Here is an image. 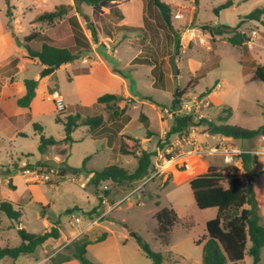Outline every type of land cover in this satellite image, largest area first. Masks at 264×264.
<instances>
[{
  "label": "rangeland",
  "instance_id": "obj_1",
  "mask_svg": "<svg viewBox=\"0 0 264 264\" xmlns=\"http://www.w3.org/2000/svg\"><path fill=\"white\" fill-rule=\"evenodd\" d=\"M72 1L10 0L11 5L15 7L13 18L10 19L6 15L8 7L6 1L0 0V106L6 112L5 117H0V201H10L16 209L22 210V216L18 222H12L0 212V247H15L21 244L22 238L18 234V227L25 228L28 232L41 233L56 224L61 229L62 239L53 244L55 246L61 244L62 249L65 243L72 242L66 249L68 254H72L73 242L83 237L97 238L101 235V228L104 225L114 231L115 238H111L109 242L112 247L110 249L117 250L115 244L118 243L120 252L133 254L135 251H140L139 264H152L151 259L146 255L145 247L147 246L154 252L178 259L177 261L164 260L163 264H202L203 246L195 244L194 240L206 234L207 230L199 225L191 228L190 223L197 212H205L203 215L206 218L210 215L216 216L217 209L198 210L195 207L189 183L162 187L161 181L157 178L158 175L140 188L146 187L144 195L139 194L140 190L130 194V187L112 181H104L96 186L92 182L93 176L89 171L110 165L122 166L133 171L138 162L133 156H125L112 150L107 145L106 139L97 138L95 131H89L87 127H79L74 132L75 142L65 146V155L61 154L60 149L64 147L61 145L49 147L45 154L39 152L41 131L36 129L35 124L43 126L46 137L52 136L57 140L65 137L64 126L55 120L59 112L53 103L43 99L30 107H23L18 103V99L24 97L27 92L24 80L34 79L37 74L42 75L47 67L30 59L24 60V56L16 52L22 47L18 45L15 37L24 44L25 36L32 32H42L47 28L48 33L61 34V37L54 38L57 43L66 46L74 45L75 42L70 37L71 30L76 36L78 31L71 28L68 21L54 25L34 21L38 14L52 11L62 4H71ZM162 1L172 5L171 26L166 24L161 11L152 0H145L149 28L142 31L129 27L126 31H121L117 40L108 41L111 47L117 49L116 52L115 49L108 51V44L98 38V42L94 43L97 45L98 56L91 54V57H85V54L81 57L82 59L73 62L69 67L56 69L44 77L40 76L39 79L53 77L51 89L62 94L67 104L79 102V96L86 92H90L96 99L106 93L116 94L118 100L115 108H126V114L130 117V122L123 132L137 136L143 143L141 145L149 151L162 150L160 145L164 143L163 139L166 138L175 115L171 119L162 117L161 114L166 107L174 109L172 100L177 88L186 90V93L181 96V105L184 101L195 98L200 100L199 110L188 113L198 117L194 118L195 123L200 118H206L216 124L236 125L248 129L261 127L264 124V83L255 75V69L257 64H264V19L262 21L245 20L243 17L256 8L264 7V0H234L236 2L234 7L220 10L218 15L214 12L215 8L226 0ZM80 7L79 22L83 29L91 34L86 27L85 15L89 16L90 22L92 21L90 17H95L99 11L104 10L84 2L80 4ZM175 13H182L183 17L176 19ZM70 14H73V7L67 17ZM222 24L231 26L232 31L212 37L205 28L206 25L218 27ZM12 25L13 29L10 27ZM9 28L13 43L11 46H8L5 41V33ZM253 31L257 34H253ZM235 33L244 35V45H234L230 42L229 38ZM76 42L79 47L73 49L82 50L81 47H85L80 39ZM137 46L143 51L140 57H145L146 60L151 59L156 64L157 77L160 72L164 77L163 79L158 77L159 87L156 90L145 88L153 97L143 98L154 105H145L143 108L140 104H136L137 99L125 95L122 82L111 77L102 66L94 65V61L104 60L122 68V71L117 69L116 72L125 77L131 91L135 90L136 85L144 83L147 86L149 81L145 76H150L147 66L124 67L125 62L137 52ZM183 49L184 52H182ZM177 50L176 58H180L179 74L173 76L170 58ZM12 54L18 55L24 69L16 70V63L13 62L7 66L9 62L6 58ZM82 60L86 64H82ZM81 66L90 67L93 70L89 75L76 74L77 77H74V69ZM10 76L13 77L12 81ZM80 76L81 78L78 79ZM217 84L219 87L214 89L215 93L212 97L201 102L208 88ZM91 106L87 113L74 110L72 106L67 107L62 117L65 119L67 115L76 113L85 116L108 115L109 111L104 104L95 103ZM225 107L231 109V114L227 120L220 121L219 116L226 117L228 114L223 112ZM141 112L148 117L145 123L139 121ZM179 112L187 114L183 108ZM163 126L165 129L162 130ZM148 130L154 133L153 136L149 135L152 138L149 142L146 140ZM261 137L239 141L244 146L243 149L252 150V154L258 155V162L264 159V150H262L264 140ZM114 140L111 138L112 143ZM239 148L242 147L239 145ZM47 161L58 163L53 172L51 166L48 167ZM256 166L255 170L251 168V174L261 171V164ZM39 167L42 168L40 172L50 174L49 180L35 181L30 174L25 173L26 170L38 171ZM72 169H78V172ZM64 171L65 175H63ZM192 172L193 169H190L187 173L192 174ZM241 173L242 179L247 184L244 172ZM229 177V175L226 176V185ZM82 182L86 183L85 187H81ZM101 195L108 197L110 205L123 198L124 200L117 204L100 223L88 228L89 216L95 214L90 213L101 202ZM167 206L174 208L179 219L171 231V243L168 246L157 238L155 232L157 221L154 217L157 211ZM102 209L106 207L101 202L97 212ZM258 211L260 214L259 207ZM208 213L211 214L207 215ZM76 217L81 218L80 224L75 222ZM261 223L264 225V217ZM81 230L82 232L78 235ZM125 232L128 233L126 239L120 236ZM138 236L145 242L143 247L137 240ZM50 243L44 247L52 250ZM103 249L100 244L93 245L90 255H97ZM41 251L42 248L39 249V253ZM27 256H20L17 263L23 264ZM5 261L8 264L16 260L5 258L2 264ZM238 264H252V257L247 254L244 261ZM260 264H264V248Z\"/></svg>",
  "mask_w": 264,
  "mask_h": 264
},
{
  "label": "trees",
  "instance_id": "obj_2",
  "mask_svg": "<svg viewBox=\"0 0 264 264\" xmlns=\"http://www.w3.org/2000/svg\"><path fill=\"white\" fill-rule=\"evenodd\" d=\"M5 1L8 6L6 15L11 19L13 18V10L15 7L11 5L10 0ZM73 1L76 12L80 14V4L82 2L100 7L102 3L118 0ZM152 2L161 11L166 24L171 26V7L162 0H152ZM233 5L234 0H226L215 8L214 12L218 15L220 10L228 9ZM72 7L73 6L70 4L56 6L52 11H45L38 14L34 21L47 23L48 25L57 24L67 18ZM263 17L264 7H259L243 18L245 20L262 21ZM67 20L71 27L75 31H78L76 32L78 36L85 38L83 29L76 15L68 17ZM10 27L12 28V26ZM87 28L91 32L92 40L98 42L97 31L94 24L88 22ZM205 28L212 37L229 33L233 29L231 26L225 24L219 25L218 27L206 25ZM229 40L234 45L245 44L243 34L235 33ZM23 47L28 53V58L38 60L47 68L50 67L55 70L59 69L64 64L80 59L84 52L88 51H74L69 47L53 45L42 32H32L25 36ZM177 47L179 48V45ZM174 55L178 56V50ZM133 61L135 63L151 62L139 57H136ZM255 75L264 83V64L256 65ZM24 84L26 85L27 92L24 97L18 99V103L23 107H29L36 95L37 81L35 79H25ZM212 90L213 89H209L207 93L204 94H209ZM184 93H186V90L176 89L172 100L174 109L181 105V96ZM117 100L118 96L110 93L97 97V103L104 104L109 111L106 116L99 114L96 116L82 117L79 114H70L64 119L62 115L65 113L59 112L55 120L63 124L65 137L61 140H57L52 136L46 137L44 134H41L40 144L38 146L39 152L45 154L49 147L53 148L61 145L64 146L60 149L61 154L65 155L66 151L64 148L70 143L75 142L72 134L79 127H87L92 132L100 129L98 132L100 135L107 134V136H111L109 134L113 132V135L118 136L117 151L122 155L135 157L138 162L137 167L133 171H129L122 166L110 165L95 170L92 182L96 186H99L104 181H112L128 188L130 187L131 189L134 188L139 182L148 178L154 170L153 159L157 155V151H149L146 147H142L141 140L133 135L125 133L119 135L121 129L128 123L129 116L126 114V108H115ZM223 112L228 114L226 117L219 116L220 121L227 120L231 114V109L225 107ZM146 119L147 117L144 114H141L139 117V120L144 123L147 122ZM109 121H113V128L106 126V122ZM192 126L203 127V130L210 135L219 134L227 138L231 137L234 140H251L259 136H264V124L257 129H248L236 125L216 124L214 121L206 118H200L198 122L195 123L194 115L178 112L170 130L167 132L166 138L163 139L164 143H162L160 147L165 149L168 144V146H170L172 136L177 135L179 138L188 137ZM35 127L42 132V127L39 124H35ZM146 134L147 139L150 138L148 135H154L151 130H148ZM172 156V154H169L168 158ZM257 163L258 155L245 151L235 155L234 162L231 164L223 168L211 165L205 173L199 174L189 181L195 200V207L198 210L217 209L216 217L206 223V236L196 241L197 245L203 246L202 264H238L244 261L247 254L252 257V264H260L262 250L264 248V225L261 223L262 217L258 211L255 192L249 193L247 184L242 177L239 176L241 170H243L245 177L247 174H251L252 166ZM239 164L242 165L241 168ZM72 170L78 172V169ZM263 172L264 170L254 175L259 176ZM63 175H65V171ZM226 175L231 176L228 185L225 184ZM100 205L101 202L90 214H96ZM0 212L6 215L12 222H18L22 216V210L16 209L10 201L6 200L0 201ZM154 217L157 221V228L155 230L157 238L161 243L168 246L170 244L171 231L179 220L178 215L173 207H164L157 211ZM17 231L22 238L21 244L15 247H0V260L6 257L18 259L22 255L33 254L38 247L44 245L48 241L60 238V230L56 224H53L41 233L28 232L25 228L21 227H18ZM106 235L107 233H103L94 240L89 237H83L73 242L74 250L72 254H56L52 258V261L58 263L75 258L79 260L81 264H93L87 257V246L93 242L104 240ZM137 240L141 247L145 245L141 237L138 236ZM146 255L151 259L152 264H163L164 260L176 261L170 256L167 257L162 253L152 251L148 246L146 247Z\"/></svg>",
  "mask_w": 264,
  "mask_h": 264
},
{
  "label": "crops",
  "instance_id": "obj_3",
  "mask_svg": "<svg viewBox=\"0 0 264 264\" xmlns=\"http://www.w3.org/2000/svg\"><path fill=\"white\" fill-rule=\"evenodd\" d=\"M235 4H236V2H234V5ZM70 5L73 6V14H70L68 17L76 15V17L78 19L79 14L76 12L74 1H72ZM169 5H170V7H171V9L173 11L172 5L171 4H169ZM234 5L232 7H234ZM97 8H99V10H104V11L103 12L99 11L98 15H95V17H93V16L90 17L91 20H92L90 22L94 23V26H95L96 31H97V39L99 38L100 41H104L105 43L108 44V46H109L108 51L110 49H115V52L117 51L116 48L111 47V45H110V43L108 41L117 40L118 39V34L121 31H126V28H129V27L137 29V30L144 31L149 26V23H148V20H147L148 19V14L146 13L145 0H118V1H113V2L102 3L100 5V7H97ZM85 16L87 17L86 18V20H87L86 27H87V23L89 22V16L88 15H85ZM67 18L62 20V21H60V22L68 21ZM15 19H14V21H15ZM263 19H264V17H263ZM78 21H79V19H78ZM80 25H81V23H80ZM14 27L17 29L16 26H14ZM81 27L83 29L82 25H81ZM12 29H13V25H12ZM72 31L73 30H71L70 37H71V39L73 38V41L75 42V44L72 45V46H66V45L57 43L54 38L56 36L57 37H61V34L58 33V32H54V33L51 34V33H48V29L45 28L42 31V34L46 38H48V41L51 44L56 45V46H60V47H69L71 49H73L74 47L75 48L79 47V45L77 44L76 41L78 39H80L85 44V47H83V48L81 47V49L82 50L84 49L85 51L88 50V52H84V54H83V55L86 54L85 57H91V54H93L95 56H98V52L96 50V46L97 45L94 44V43H97V42H94L92 40V36H91V34H88L87 30L83 29V34H84L85 38H83L81 36H76V34L72 33ZM14 35H15V33H14ZM10 36H11V32H10V28H9V30H7V32L5 33V41H6L8 46H11L13 44L12 43V39H11ZM21 47H22L21 50L20 51H16V52L20 53L22 56H24L23 57L24 60L25 59H30V58H28L27 51H24L25 48L23 47V45ZM103 48H105V47L103 46ZM137 48H138L137 52H135L134 55L125 62L124 67L139 68L140 66H147L149 74H150V76L149 75L145 76V77H147V79L149 81L147 86L144 85V83L141 84L142 86L141 85H136L135 90L131 91L129 89V87H128V82L125 79V77L116 72L117 69L122 71L123 70L122 68H120L118 66L116 67L113 63L110 64V63H108V62H106L104 60H100L98 62L94 61V63H95L94 65L95 66H102L103 70H105L111 77H113V78L119 80L120 82H122V84L124 86L125 95L127 97H131V98L137 99L136 100V104L137 103L140 104V107L143 108L145 105H154L152 102L151 103L147 102L143 98V97H153L152 94H150V92L145 90V88L156 90L157 87H159L158 77L161 78L162 77V73L160 72L158 74V77H157V66H156L155 63H153L151 61V59H149V61H151L149 63H144V62L135 63L133 60L136 57L146 59L145 57H140V55L143 53V51H142V49L139 46H137ZM73 50L77 51V49H73ZM80 59H82V58H80ZM30 60H32V59H30ZM179 60H180V58H179ZM179 60H177V65L180 62ZM6 61L9 62L7 64V66L9 64H11L12 62L16 63V66H15L16 70H20V68L24 69V67H22V65L20 63L21 62L20 58L16 54H12L10 57L6 58ZM33 61L34 62H39L38 60H33ZM117 61L120 62L119 59H117ZM72 63L73 62L68 63V64H64V65H62L60 67V69L61 68H67ZM82 64H86V63H84V61L82 60ZM87 64H88V62H87ZM43 67H45V66L43 65ZM91 70H93V69L90 68V67L88 68L86 66H84V67L81 66V67L75 68L74 69V77H77L76 74H78V75H89ZM178 70H179V68H178ZM40 76H42V75L37 74L35 76V78H34L37 81L36 95H35L34 99L32 100L30 106H32L33 104H36L41 99L51 102L50 100H48V97L54 91H57V90H52L51 87H50L52 85L51 82L53 80L52 79L53 77H48L46 79H43V78L39 79ZM79 78H81V76L78 77V79ZM163 78L164 77H162V79ZM10 79L12 81L13 77L10 76ZM71 79H72V77H71ZM218 87H219V84H217L215 86H212V87H209L208 89H213L212 92H210L209 94H206L203 97V99L201 100V102H203V100H208V98H211L212 95L215 93L214 89H217ZM63 98H64V96H63ZM79 99H80L79 102H74L72 104H67L66 101H65V98H64V101H65L67 107L70 108L72 106V107H74V110L76 109V110L85 111V113L88 112V109L90 108V106L92 104L94 105L95 103H97V99L95 98V96L91 95L90 92H86V93L81 94L79 96ZM138 99H140L141 101L138 100ZM206 104L208 105V101H207ZM76 114H79L80 116L85 117V115H81L80 113H76ZM141 114H144L147 117V115L144 112H141L140 115ZM5 115H6V112L0 106V117L3 118V117H5ZM96 115H99V114H96ZM96 115H89V116H96ZM140 115H139V117H140ZM147 119H148V117H147ZM129 122H130V117H129L128 123L125 124V126L119 132V135L124 133L123 131L127 127V125L129 124ZM112 123H113V121L106 122V126H110L111 128H113ZM40 126L42 127L41 134H44L43 133V126L42 125H40ZM163 129H165V126L162 127V130ZM99 130L94 132L95 136L97 138H99V139H106L107 140V145L112 150H115L116 152H118L117 151L118 136L113 135V132L111 134H109L111 136H107V134H101L100 135V133H98ZM18 133H21V132H18ZM73 134H72V137H73ZM135 137L138 138L137 136H135ZM111 138L115 139L113 143L111 142ZM146 138H147V134H146ZM261 138L264 140V136H262ZM146 140L149 142L150 140H152V138H149V139H146ZM223 141L230 142L231 144H235L236 143L237 144L236 147L239 148V145H240V147H242L241 149L244 148V146L239 143L240 140L229 139V138L224 137V136L219 135V134L210 135L205 130H203V127H198V126H192L190 134L186 138H179L177 135L172 136L171 137V143H170V151H171L170 154L173 155L172 156L173 160H172V162L170 164H166L164 166L163 171L157 177L161 181V186L162 187L170 186V185L181 186V185H183L185 183H189V181L193 177H195V176H197L199 174L205 173L211 165L217 166L219 168H223V167L231 164L233 160H231L229 162H225L224 161V155H222L221 153H213V154H210V153L196 154L194 152L188 153V151H192L197 145L201 149H208V148H211V147L220 146ZM141 146L145 147L143 145H141ZM243 150L253 153L252 150H249V149H243ZM262 150H264V148H262ZM185 161L189 164V166H190L189 169H184L181 166V163L185 162ZM258 164H261V166H262L261 167V171L264 170V159L261 160L260 162H258L256 165H258ZM256 165L252 166V170H255V168L257 167ZM167 167H169L170 169H166ZM190 169H193L192 174H188L187 173V172H189ZM242 171L243 170H241L240 173H239L240 177H242V173H241ZM86 172H88V171H86ZM89 172H91V176H94V171H89ZM81 173H83V172H81ZM229 178H230L229 179V182H230L231 176ZM147 180L148 179L146 178V180L139 182L140 184L136 185L134 188H132L130 190L131 191L130 194L138 186H140V185L143 186L145 183H147L149 181V180L148 181ZM13 181H14V178H13ZM145 192H146V187L144 189H140L139 194L144 195ZM254 192H255L257 203H258V207H259V210H260V215H261V217H264V172L261 175H259V176H255L254 175ZM134 193H136V192H134ZM134 193H132V194H134ZM101 196H103V195H101ZM105 197H107V196H105ZM101 199H102V197H101ZM107 200H108V197H107ZM104 206L107 208L108 204H106ZM167 207H172V206H167ZM203 214H205V212H203V211H200L199 213L197 212V215H195V218L192 219V222L190 223V225H191L190 227L191 228H193V227H195L197 225L201 226L202 228H206V223L209 220H211V219L216 217V216L210 215L211 213H208L207 215H210V216H207L205 218ZM59 230H60V238L57 239V240H51V241L47 242V243L51 242L50 244L52 245V248H53L52 250L48 249L47 247H44V245L47 244V243H45L44 245L38 247L33 254H29L27 256V259H24L23 264H36L39 261L45 260L50 255H54L55 256L56 254H59V253L64 254V255H68V251L66 249L72 242L65 243L64 246L62 247V249H61V246H62L61 244L58 245V246H55L53 244V243H58L62 239L61 229L59 228ZM103 233H107L106 238L104 240L99 241V242H93L92 244H89L87 246V257L92 261L93 264H139L140 263V257H141L140 251H135V253H133V254L120 252L121 250L119 248L118 243L115 244L116 247H117V250H115V249L111 250L110 248H112V247L109 245V242H110L111 238H115L114 237V231L112 229H110L108 226L102 225L101 235ZM127 234H128L127 232L121 233L120 236H122L123 238L126 239L127 238ZM206 234L201 236L199 239L205 237ZM199 239H195L194 240L195 244H196V241L199 240ZM170 243H171V241H170ZM97 244H100V246H102L104 249L101 250L97 255L91 256L90 255L91 247L93 245H97ZM40 248H42V251L39 253V249ZM6 258H9V257H6ZM19 258L18 259H13V260H16V261L12 262V263H8V264H18L17 262H18ZM52 258L49 260V262L51 264H81L80 261L75 259V258H72V259L67 260V261L58 262V263L53 262ZM4 259L5 258L0 260V264H2V261H4ZM173 259L176 260V261L178 260V259H176L174 257H173ZM25 260H27V261H25ZM261 261H262V259H261ZM6 262L7 261H5L4 264H7Z\"/></svg>",
  "mask_w": 264,
  "mask_h": 264
},
{
  "label": "built area",
  "instance_id": "obj_4",
  "mask_svg": "<svg viewBox=\"0 0 264 264\" xmlns=\"http://www.w3.org/2000/svg\"><path fill=\"white\" fill-rule=\"evenodd\" d=\"M174 17L176 19H181L183 17L182 13H175ZM194 34V33H193ZM253 34H257L256 31H253ZM184 47V45H182ZM184 52V49L183 51ZM177 60H179V58H177ZM48 100H50L54 106L55 109L57 110V112H65L67 106L66 103L64 101L63 96L58 92V91H54L49 97ZM182 108L188 113L190 112H194L195 110H199L200 108V100H197V98L193 99V100H188V101H184L183 104L181 106L178 107V109H172V108H164L163 109V113L161 114L162 117H168V118H173L174 115L176 116L177 113L182 110ZM194 118H198L197 116H194ZM196 153V154H204V153H221L222 155H224V161L225 162H229L231 160H233V157L235 155L241 154L242 152H245V150H241L240 148L233 146L231 143L227 142V141H223L221 143L220 146H216V147H211L208 149H201L198 145L192 150V151H188V153ZM170 146L166 149H157V155L154 157L153 161H154V170H153V174L151 175V177L148 179H152L155 176H158L161 174V172L164 169V166L166 164H170L173 160V157L168 158V154H170ZM181 166L184 169H189L190 166L189 164L185 161L181 163ZM42 168L39 167L38 171L37 170H26L25 173L30 174L33 178V180L38 181L39 179H45V180H49L50 179V174L48 173H43L40 172L39 170H41ZM55 168L51 167V171L53 172ZM147 180V181H148ZM146 182V181H145ZM144 182V183H145ZM81 187H85L86 183L82 182L80 183ZM142 187V185L138 186L132 193L137 192L140 190V188ZM131 193V194H132ZM124 199H121L119 202L110 205L108 203L107 197L102 196L101 202L103 203V205L108 204V207L106 209H102L99 210L96 214L94 215H90L89 219V225L88 228H91L92 226H94L95 224L100 223L104 218L107 217V215L117 206V204L121 203ZM75 222L80 224L81 218L80 217H76L75 218ZM84 230V229H83ZM82 232V230L78 233V235ZM54 255H50L48 258H46L43 261H39L36 264H51L49 262V260L53 257Z\"/></svg>",
  "mask_w": 264,
  "mask_h": 264
},
{
  "label": "water",
  "instance_id": "obj_5",
  "mask_svg": "<svg viewBox=\"0 0 264 264\" xmlns=\"http://www.w3.org/2000/svg\"><path fill=\"white\" fill-rule=\"evenodd\" d=\"M15 40L16 42L18 43L19 46H22L23 45V42L15 37ZM170 65H171V69H172V74L173 76H176L179 74V70H178V65H177V58L175 55H172L171 58H170ZM55 71L54 68H46L45 71L43 72L42 74V77L50 74V73H53ZM229 139H233L231 137H229ZM47 165L48 166H51L53 168H56L58 166V163L53 161V162H50V161H47ZM242 165L239 164V167H241ZM17 172V171H15ZM246 179H247V188H248V191L249 193H252L254 191V175L253 174H247L246 176ZM132 235H135L134 233H132ZM146 248V247H145Z\"/></svg>",
  "mask_w": 264,
  "mask_h": 264
}]
</instances>
